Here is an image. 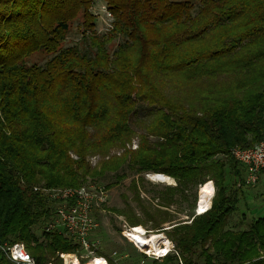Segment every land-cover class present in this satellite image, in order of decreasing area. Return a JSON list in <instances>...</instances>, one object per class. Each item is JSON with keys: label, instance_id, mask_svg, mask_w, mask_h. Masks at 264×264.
<instances>
[{"label": "trees", "instance_id": "16d2710c", "mask_svg": "<svg viewBox=\"0 0 264 264\" xmlns=\"http://www.w3.org/2000/svg\"><path fill=\"white\" fill-rule=\"evenodd\" d=\"M103 1L112 19L98 32L88 11L95 0H0V241L23 242L37 264H62L58 252L76 244L42 229L58 201L34 187L112 173L106 188L131 174L141 205L137 184L152 171L175 182L158 208L123 213L131 227L149 220L173 242L175 254L154 264H264L250 261L263 255V216L224 229L245 186L230 150L264 138V80H247L264 69V0ZM36 53L45 57L29 62ZM134 136L137 147L125 148ZM114 147L123 149L89 164ZM209 179L212 203L195 213L196 189ZM178 198L189 202V221L159 209Z\"/></svg>", "mask_w": 264, "mask_h": 264}, {"label": "rangeland", "instance_id": "374dc122", "mask_svg": "<svg viewBox=\"0 0 264 264\" xmlns=\"http://www.w3.org/2000/svg\"><path fill=\"white\" fill-rule=\"evenodd\" d=\"M106 7V4L103 0H95V2L88 8V11L93 13L95 17V27L98 32L103 31L107 20H104V14H102L101 9L102 7ZM112 16V15H111ZM110 16V18H111ZM112 19V18H111ZM81 22V17L78 16L76 20L70 26V32L67 36L68 43L75 42L78 38V23ZM103 29V30H102ZM45 57V56H44ZM42 53L32 54L28 57V61H40L43 60ZM261 67H258L260 69ZM249 85L251 87L257 86L258 83L264 80V69L259 71L258 73H253L247 79ZM170 82H176V79H169ZM232 80L231 83L234 84ZM248 82L245 85H248ZM168 91V88H167ZM138 112L134 114L131 118V126L135 129L136 133L138 134L139 128V120L140 118H144L145 109L139 107ZM125 148L134 149L137 147V137H133L130 142H127L124 146ZM123 148H110L106 154H93L87 157L89 164L93 167L97 166L98 163L102 160H106L111 155H118L120 154ZM220 155H217L219 157ZM231 156V155H229ZM232 157V156H231ZM157 172H145L143 173V180L139 181L137 184V188L139 191L140 198L142 203H138L134 199V192L130 188V179L131 174L127 177L123 178L122 180L118 181L116 184L106 187L107 190V199L106 201L98 206V210L96 211V219L98 221V227L94 231V235L100 239V248L103 253L108 255L111 260L115 264H154L152 260L160 261L159 259H154L151 256H147L141 249L136 247L127 237L124 236L122 233L123 224L127 223L131 226V224L127 221L125 214L123 211L131 209L137 217L144 218L143 214V207L154 211L157 204L159 205V196L162 192L165 191V187L167 185H173L174 179L170 176L169 179L164 180L160 177H152L153 174ZM263 174V175H262ZM244 176V175H243ZM242 176V178H243ZM91 177H86V180L83 183L88 181H96L101 183L104 186L108 185V182L113 181L114 177L112 173H106V175L98 178L90 179ZM207 182H211L213 185V194L210 197L208 204L206 207L211 205L213 196L215 194L216 188L214 182L209 179ZM206 182V183H207ZM82 183V184H83ZM204 183V184H206ZM202 185V184H201ZM199 187L196 189V200H195V207L198 205V191ZM235 187V186H234ZM233 189H236L233 188ZM242 191L235 192L237 193V203L236 208L232 211L225 219L224 229H247L252 218H256L258 216L264 217V171L260 173L259 179L257 183L254 185L244 186L241 188ZM189 202L184 199H177V201L167 205V207L159 206V209L167 210L175 219H183L188 220L187 217V210H188ZM208 209V208H207ZM196 210V209H195ZM168 223H164L163 226L167 225ZM145 228L146 232L144 233L145 236L150 235L151 233H160L163 237H166V234L163 231H157L156 229L150 228V221L148 220L146 224H142ZM142 227V229H143ZM167 228L169 226H166ZM40 230V228H39ZM38 231V229H37ZM168 239V238H167ZM170 243L173 242L168 239ZM116 254H113V252ZM174 253V245L173 249L170 253ZM120 254V256H118ZM175 254V253H174ZM164 258V257H162ZM258 258L264 259V251L263 255L257 256L250 261L256 260ZM83 260V259H81ZM196 261L200 262V259H196ZM202 261V260H201ZM63 264V263H62ZM174 264H180V261L175 262Z\"/></svg>", "mask_w": 264, "mask_h": 264}, {"label": "built area", "instance_id": "2783aa9c", "mask_svg": "<svg viewBox=\"0 0 264 264\" xmlns=\"http://www.w3.org/2000/svg\"><path fill=\"white\" fill-rule=\"evenodd\" d=\"M102 14L106 24L110 27L112 18L106 7H102ZM111 16V18H110ZM230 154L244 166V176L242 182L237 185H254L259 179V175L264 170V138L260 139L251 147L234 146ZM48 194L57 200L51 217L44 223V231H58L69 237L76 244L72 252H58L63 264H70L72 258L80 264H84L90 259L99 257L110 264L106 255L100 253V239L94 235L98 227L96 211L98 206L107 199V190L104 185L96 181H88L75 187L45 188L34 187ZM210 199V198H209ZM209 205L200 209L197 205L195 213L205 211ZM146 230L140 227H131L127 223L123 224L122 233L136 247L141 249L147 256L154 259L164 257L173 249V244L166 238L165 242L159 243L158 250H150L146 246L139 245L131 235L137 233L144 235ZM167 245L164 250V245ZM113 254H116L114 251ZM0 256L7 259L9 264H37L33 256L27 251L25 244L21 241H0ZM83 259V260H81ZM47 264H52L48 262Z\"/></svg>", "mask_w": 264, "mask_h": 264}, {"label": "bare ground", "instance_id": "6f19581e", "mask_svg": "<svg viewBox=\"0 0 264 264\" xmlns=\"http://www.w3.org/2000/svg\"><path fill=\"white\" fill-rule=\"evenodd\" d=\"M152 177H160L162 180H164V176L162 174H153ZM213 194V185L211 182H207L206 184H202L199 187L198 191V207L200 209L205 208L206 205L208 204L209 198ZM134 238L135 241L139 243L141 246H146L150 250H158L159 243L160 242H165L166 237H163L162 234L160 233H151L148 236H143L137 233H132L131 234ZM167 245H164V250H166ZM73 261H71L70 264H80L76 261V259L72 258ZM84 264H106L105 261L99 257H96L95 259H90Z\"/></svg>", "mask_w": 264, "mask_h": 264}, {"label": "water", "instance_id": "95a60500", "mask_svg": "<svg viewBox=\"0 0 264 264\" xmlns=\"http://www.w3.org/2000/svg\"><path fill=\"white\" fill-rule=\"evenodd\" d=\"M165 228H167V227H165Z\"/></svg>", "mask_w": 264, "mask_h": 264}, {"label": "crops", "instance_id": "0c3cea01", "mask_svg": "<svg viewBox=\"0 0 264 264\" xmlns=\"http://www.w3.org/2000/svg\"><path fill=\"white\" fill-rule=\"evenodd\" d=\"M263 175V174H262Z\"/></svg>", "mask_w": 264, "mask_h": 264}]
</instances>
